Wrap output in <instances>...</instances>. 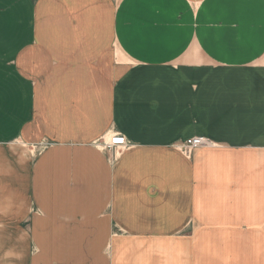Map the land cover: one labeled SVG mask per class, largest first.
I'll use <instances>...</instances> for the list:
<instances>
[{
  "label": "crops",
  "instance_id": "obj_1",
  "mask_svg": "<svg viewBox=\"0 0 264 264\" xmlns=\"http://www.w3.org/2000/svg\"><path fill=\"white\" fill-rule=\"evenodd\" d=\"M0 264H264V0H0Z\"/></svg>",
  "mask_w": 264,
  "mask_h": 264
},
{
  "label": "built area",
  "instance_id": "obj_2",
  "mask_svg": "<svg viewBox=\"0 0 264 264\" xmlns=\"http://www.w3.org/2000/svg\"><path fill=\"white\" fill-rule=\"evenodd\" d=\"M127 139L125 136L118 132H114L95 143L97 146H101L104 151H114L116 153L121 148L127 145ZM213 142L204 136H193L179 143L180 149L186 156H191L192 153L200 148L212 146Z\"/></svg>",
  "mask_w": 264,
  "mask_h": 264
},
{
  "label": "rangeland",
  "instance_id": "obj_3",
  "mask_svg": "<svg viewBox=\"0 0 264 264\" xmlns=\"http://www.w3.org/2000/svg\"><path fill=\"white\" fill-rule=\"evenodd\" d=\"M107 138L109 137V135H107L106 136ZM212 141V140H211ZM213 142V145L214 144H216V142H214V141H212ZM96 147H98L101 151H104L102 148H101V146H97L96 145ZM45 148V145H36V148H35V155H39V154H41L42 152H43V150L42 149H44ZM201 149H203V148H200V149H197V150H195L193 153H192V155L191 156H195V154L198 152V151H200ZM105 152V151H104Z\"/></svg>",
  "mask_w": 264,
  "mask_h": 264
}]
</instances>
